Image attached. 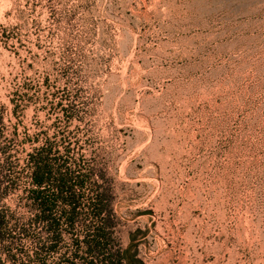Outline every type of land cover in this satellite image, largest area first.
<instances>
[{
  "label": "rangeland",
  "instance_id": "rangeland-1",
  "mask_svg": "<svg viewBox=\"0 0 264 264\" xmlns=\"http://www.w3.org/2000/svg\"><path fill=\"white\" fill-rule=\"evenodd\" d=\"M8 2L0 264H264V0Z\"/></svg>",
  "mask_w": 264,
  "mask_h": 264
},
{
  "label": "trees",
  "instance_id": "trees-1",
  "mask_svg": "<svg viewBox=\"0 0 264 264\" xmlns=\"http://www.w3.org/2000/svg\"><path fill=\"white\" fill-rule=\"evenodd\" d=\"M36 170L34 173V183H36L37 186L43 184L49 175L50 168L49 165H47L45 162L36 163ZM59 183L62 184V178H59ZM70 264H74L71 262Z\"/></svg>",
  "mask_w": 264,
  "mask_h": 264
},
{
  "label": "clouds",
  "instance_id": "clouds-1",
  "mask_svg": "<svg viewBox=\"0 0 264 264\" xmlns=\"http://www.w3.org/2000/svg\"><path fill=\"white\" fill-rule=\"evenodd\" d=\"M0 4H2V7H0V24L9 23V22L14 23L15 21L11 20L10 18L6 20L4 16L5 11L10 9L11 7L8 0H0Z\"/></svg>",
  "mask_w": 264,
  "mask_h": 264
}]
</instances>
